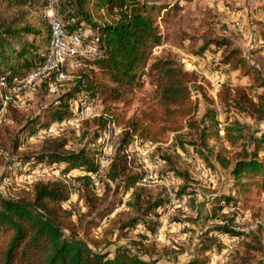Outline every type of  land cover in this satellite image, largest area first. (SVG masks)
<instances>
[{"label":"rangeland","instance_id":"obj_1","mask_svg":"<svg viewBox=\"0 0 264 264\" xmlns=\"http://www.w3.org/2000/svg\"><path fill=\"white\" fill-rule=\"evenodd\" d=\"M66 1L56 0L57 6L62 7ZM148 4L155 11L161 46L150 51L148 62L141 66L139 88L135 91L133 88L125 97L129 103L110 104L108 114H104L105 106L95 101L96 113L106 121L104 128L96 127L93 118L85 122L73 117L79 94L74 82L79 69L75 59L67 60L63 66L65 81L56 82L53 74L46 72L22 87L7 88L0 109V194L6 196L36 182H61L71 190L64 208L75 214L86 211L84 192L75 181L83 175L82 171L74 169L63 174L60 165H49L47 161L19 163L24 156H36L48 139L66 140L65 149L70 152L84 148L97 150L99 170L92 176L93 190L98 197H104L106 191L100 210L106 209L109 214L94 229L95 235L101 236L115 218L124 223L134 217L128 207L131 195L135 188H145L154 200L166 201L156 215L147 218L154 223L153 228L141 224L123 232L118 224L112 234L105 233L112 242L130 247L140 243L158 264H264V172L258 174L260 185L251 188L248 200L236 206H224L220 201L225 196H239L231 175L237 153L246 149L257 154L260 164L264 163V143L260 144L264 115L262 119L250 118L224 106L218 99L224 85L244 88L255 102L264 95V89L250 77L223 64V47H206L213 40L227 41L231 49L242 51L246 64L257 68L264 77V0H148ZM2 8L0 4V13L4 15ZM62 11L59 16H63ZM47 13V8L35 9L28 21L45 31L49 27ZM79 30L86 38L100 39L101 34L93 28L81 24ZM26 38L22 40H33L31 36ZM11 45L16 52H22L18 43ZM203 48L207 49L202 51ZM157 58L174 60L186 72L196 75L197 82L189 86L191 100L198 106L196 119L200 130L212 127L216 132L218 142L214 144L212 140L211 144L217 147L214 154L206 151L207 159L193 149L182 148L188 142L200 144V131L188 129L179 138L171 134L158 144L136 137L125 155L133 168L132 175L141 177L134 187L127 188L121 180L109 181L107 169L119 146L124 122L143 111L158 109L155 89L148 83L147 74ZM44 62L27 64L24 79ZM261 102L264 110V99ZM55 110H67L69 115L47 126L50 112ZM213 115L214 125L210 119ZM219 153L224 162L217 159ZM146 175L154 179L143 183L141 180ZM182 189L189 195L180 197L178 193L183 194ZM223 226H229L238 235L215 229ZM109 250L113 251L114 247ZM246 258L249 261L243 263Z\"/></svg>","mask_w":264,"mask_h":264},{"label":"trees","instance_id":"obj_2","mask_svg":"<svg viewBox=\"0 0 264 264\" xmlns=\"http://www.w3.org/2000/svg\"><path fill=\"white\" fill-rule=\"evenodd\" d=\"M0 4L5 13H0V78L6 79L9 89L16 86L15 77L23 78L28 72L27 64L43 62L46 58L49 27L45 31L37 29L28 19L33 10L47 8V4L46 0H0ZM57 8L59 14L63 9V16L60 17L67 33H82L79 29L83 24V27L93 28L101 34L97 54L79 58L80 66L74 80L79 93L76 101L98 100L105 106L104 114H108L110 104L129 103L125 97L133 88L134 91L139 88L141 66L148 62L150 51L161 46L155 11L148 0H67ZM28 36L33 37L31 42L22 40ZM93 40L94 36L84 37L86 44ZM13 42L18 43L22 52H16L11 45ZM211 45L223 47L224 65L250 77L264 89V77L257 68L246 64L242 51L231 49L225 40H213L206 47ZM30 48L32 52H27ZM21 56L25 60H21ZM147 74L148 83L155 89L158 109L143 111L124 122L119 146L107 169L109 181L121 180L127 188L134 187L141 177L132 175L133 168L125 155L134 138L158 144L171 134L179 138L185 129L200 131V144L188 142L182 144V148L193 149L194 153L205 159L208 157L206 151L214 154L217 147L214 144L218 142L213 128L200 130V123L196 119L198 106L191 100L189 92V86L197 82L195 74L186 72L174 60L158 58L153 61ZM223 87L218 99L224 106L232 107L250 118L262 119L264 110L261 101L264 95L255 102L244 88ZM6 91L0 90V109ZM72 114L76 117L74 112ZM68 115L67 110L50 112L51 120L47 126ZM210 119L212 125L216 124L215 115ZM92 123L99 128L106 125L102 116L93 118ZM212 140H215L213 145ZM263 143L264 135L260 141V144ZM66 145V140L48 139L36 156H24L19 163L47 161L49 165H60L63 174L74 169L82 171L83 175L75 181L80 191L84 192L82 197L87 210L75 214L73 210L64 208L71 190L61 182H36L29 188L18 189L6 196L0 194V264H158L142 244L135 243L133 247L118 245L109 240L105 233L112 234V229L118 224L123 232L141 224L152 229L154 223L147 218L156 215L166 201L154 200L145 188H135L128 203L134 217L124 223L120 222V218H115L110 221L107 232L101 236L95 235L94 229L109 214L106 209L100 210L106 191L104 197H98L93 190L92 176L99 170L97 150L84 148L79 152H70L65 149ZM18 147L16 140L14 148L17 150ZM236 156L237 162L231 175L239 189V196H225L220 200L224 206H236L248 200L251 188L260 185L258 174L264 172V163L256 160L257 154L243 149ZM217 159L224 162L220 153ZM262 177L264 180V174ZM106 187L110 191L109 186ZM181 191L183 194L178 193L180 197L189 195L185 189ZM224 206L216 207L222 209ZM214 210L216 212L218 209ZM215 229L224 234L238 235L229 226ZM110 247H114V250H109ZM248 261L249 258H246L243 263Z\"/></svg>","mask_w":264,"mask_h":264},{"label":"built area","instance_id":"obj_3","mask_svg":"<svg viewBox=\"0 0 264 264\" xmlns=\"http://www.w3.org/2000/svg\"><path fill=\"white\" fill-rule=\"evenodd\" d=\"M48 13L46 14L47 23L49 26V43L48 52L45 62L39 66L33 75H28L24 79L15 77L14 83L16 86L22 87L30 82H34L46 72H51L56 82L65 81L63 74V66L67 60L75 59V65L80 66L79 58L94 56L97 54V43L99 38H95L90 43H84L86 34L66 32V25L62 21L57 11L56 0H46ZM7 81L5 78H0V90L7 89ZM76 120L84 121L90 118L101 117L96 113V103L87 99L78 101L77 103ZM152 175H146L142 178L143 183H149L153 180Z\"/></svg>","mask_w":264,"mask_h":264}]
</instances>
